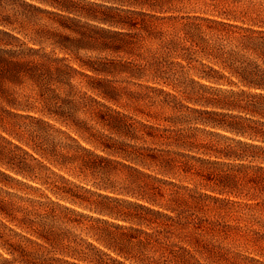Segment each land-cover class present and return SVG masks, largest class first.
I'll return each instance as SVG.
<instances>
[{"label": "trees", "instance_id": "obj_1", "mask_svg": "<svg viewBox=\"0 0 264 264\" xmlns=\"http://www.w3.org/2000/svg\"><path fill=\"white\" fill-rule=\"evenodd\" d=\"M16 1L0 264H264V0Z\"/></svg>", "mask_w": 264, "mask_h": 264}, {"label": "rangeland", "instance_id": "obj_2", "mask_svg": "<svg viewBox=\"0 0 264 264\" xmlns=\"http://www.w3.org/2000/svg\"><path fill=\"white\" fill-rule=\"evenodd\" d=\"M28 2L37 4L35 1H30V0H26ZM86 2L90 3V2H97V3H101V1L98 0H85ZM23 10V6H21L16 0H0V17H10L12 20L15 19L16 15H18L19 12H21ZM25 42H27V39H24ZM124 77H120V76H113V77H109L110 80L115 81L116 83L118 81H122ZM122 86L127 87L130 91H134V92H141L143 90L139 89L136 85H133L131 83L127 84L125 82L122 83ZM12 112H15L14 110H12ZM29 123L28 120H24V119H17L15 118L13 115H10L8 117H6L4 124L5 127L12 129L13 128L16 130L18 129L17 125L18 124H22V125H27ZM13 176V174H11ZM4 181V184H0V200L3 201L4 203H6V205L8 206L7 208L11 209L12 213H13V209L15 208V206H17L18 204L15 203L16 202V196H20L23 199L26 198H33V197H39L42 194H46L48 196H50L52 199L55 200V197H53L52 194H50L48 191H45V189L43 187H39L36 186L37 188H40L41 191H37L34 192L32 190H30L28 187V185H34L31 182L28 181H24V185L22 184H18L14 179H7V178H1ZM20 179V178H19ZM0 220L2 222H5L11 229H13V224H10V222H7L5 219H3V216H0ZM241 252L244 253H250L251 250H244V249H239ZM0 255L4 256V257H10L5 250L0 248Z\"/></svg>", "mask_w": 264, "mask_h": 264}]
</instances>
